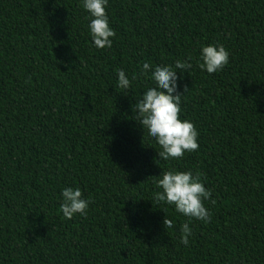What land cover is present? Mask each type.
<instances>
[{"label": "trees", "instance_id": "obj_1", "mask_svg": "<svg viewBox=\"0 0 264 264\" xmlns=\"http://www.w3.org/2000/svg\"><path fill=\"white\" fill-rule=\"evenodd\" d=\"M82 2L0 0V264H264V0H108L110 49ZM207 45L228 51L222 71L198 66ZM177 60L192 65L178 91L199 149L164 161L135 103ZM170 169L212 190L187 246V218L154 200ZM66 187L86 216L64 218Z\"/></svg>", "mask_w": 264, "mask_h": 264}, {"label": "clouds", "instance_id": "obj_2", "mask_svg": "<svg viewBox=\"0 0 264 264\" xmlns=\"http://www.w3.org/2000/svg\"><path fill=\"white\" fill-rule=\"evenodd\" d=\"M108 0H83L82 7L90 16L88 25L93 46L97 49H110L115 31L110 28L106 13ZM191 60V57L188 58ZM198 66L209 74L222 71L229 62V53L223 45L202 46ZM192 65L187 61L177 60L175 66H156L151 71V79L155 86L143 92L136 100L134 119L147 131L160 147L158 156L160 160L180 159L185 153L195 152L199 149L197 142L198 131L193 122L181 119V95L178 91L177 70L188 71ZM152 65L144 63L142 73L147 75ZM117 86L122 90L131 87V81L122 69H117ZM132 80L137 79L133 73ZM185 88L184 91H186ZM133 111V109H132ZM202 173L177 171L170 169L162 172L160 178L154 179L158 191L154 194L157 204L163 203L174 206L175 212L186 217L181 225L180 243L187 246L192 230L189 224L193 220L210 222L212 213L205 207V201L212 197V190L206 189L201 182ZM156 177V176H155ZM62 203L60 211L64 218L71 220L75 214L87 215L90 201L82 198V191L77 188L66 187L62 190ZM215 203V200H211ZM163 211V210H162ZM165 229L174 227V223L166 215L163 220Z\"/></svg>", "mask_w": 264, "mask_h": 264}]
</instances>
